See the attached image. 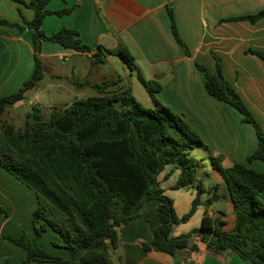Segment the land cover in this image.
Masks as SVG:
<instances>
[{"label": "crops", "instance_id": "1", "mask_svg": "<svg viewBox=\"0 0 264 264\" xmlns=\"http://www.w3.org/2000/svg\"><path fill=\"white\" fill-rule=\"evenodd\" d=\"M21 1L24 4L0 0V19L19 26H23V21H30L33 12L26 6L30 0ZM166 5L171 6L178 34L190 56L185 55L172 35ZM46 8L53 12L70 9L68 14L44 18L42 30L46 35L62 27L75 30L91 51L76 52L44 42L39 54L44 77L21 101L11 106L13 112L22 108L29 97H32L30 108L37 106L50 113L69 106L71 103L63 101L65 96L77 99L80 91L84 98L105 95L93 90L90 87L93 84L111 83L105 89L107 95L124 89L134 95L131 79L135 76L138 80L137 74L146 82L158 83L160 90L156 93L143 85L150 94L148 103H142L134 95L136 100L151 108L153 98L156 99L182 116L204 144L196 148L201 153L196 160V179L205 192L195 212L174 228L172 236L199 228L205 212L224 222L223 231H231L235 226V210L223 178L212 167V159L221 155L223 168L238 163L263 174L264 162H247L257 144L253 127L232 106L208 94L205 77L195 64L215 74L218 60L224 80L264 133V61L249 52L264 53V16L254 23L231 21L262 11L264 0H51ZM31 36L28 28L19 30L16 26L0 25V97L16 92L30 77L34 67ZM122 48L133 57L135 71H130L118 56ZM95 54L102 62H95ZM105 67L109 71H103ZM87 89L96 95L87 94ZM58 104L63 107L57 108ZM169 172L170 176L165 178ZM179 174V170L169 165L159 174L158 181L164 194L172 200L176 215L181 217L190 210L196 187L172 189ZM211 196L215 199L205 207L204 202ZM37 205L36 194L0 167V264L24 263V249L7 238L35 237L31 217ZM157 205L156 200L145 202L139 218L117 228L118 240L110 251L113 264H250L230 252L224 258L208 255L205 245L195 236L189 238L188 245L196 244V252L185 250L173 258L165 253L145 251L143 247L150 244L152 232L159 225ZM60 243L59 236L50 229L38 238L41 248L66 259L67 251L55 245Z\"/></svg>", "mask_w": 264, "mask_h": 264}, {"label": "trees", "instance_id": "2", "mask_svg": "<svg viewBox=\"0 0 264 264\" xmlns=\"http://www.w3.org/2000/svg\"><path fill=\"white\" fill-rule=\"evenodd\" d=\"M12 1L24 4L21 0ZM50 1L30 0L26 6L32 10L33 18L23 21V26L0 19V25L30 29L34 51L30 77L16 92L0 97V167L31 189L38 201L31 217L35 237L7 238L26 252L23 264H113L110 251L118 240L117 228L139 218L140 208L151 200L158 201L159 225L152 232L150 244L143 247L145 251L176 258L185 250L198 251L196 244L188 245L189 238L195 236L212 257L224 258L230 252L241 261L264 264V174L238 163L223 168L221 155L212 159L211 164L227 186L235 210L234 228L223 231L224 222L205 212L199 228L185 235L172 236L174 228L192 216L205 192L196 179L197 161L189 155L204 144L182 116L156 99L153 98V107L147 108L129 89L107 95L105 89L111 83L93 84L90 86L93 90L105 95L76 100L61 111L51 110L47 117L41 108L32 106L25 114L22 129L6 122L7 109L21 101L44 77L39 58L44 42L76 52L91 51L75 30L62 27L51 35L44 33L42 23L46 16L70 12V9L49 11L46 7ZM166 10L176 43L190 56L178 34L171 6L166 5ZM263 16L264 9L253 16L231 21L254 23ZM249 52L264 61L263 52ZM118 56L130 71L136 70L134 59L126 48L120 49ZM93 57L95 62H102L96 54ZM195 65L205 77L208 94L232 106L242 115L243 121L253 127L257 144L247 162H264V133L232 86L224 80L219 61L215 74ZM137 78L151 93L160 90L158 83L146 82L139 74ZM169 165L180 171L172 189L196 187L191 208L181 217L176 215L172 200L164 194L158 181L159 174ZM214 199L215 196H211L203 205L210 206ZM47 229L59 236L61 243L55 245L67 251L66 259L53 256L39 246L38 238Z\"/></svg>", "mask_w": 264, "mask_h": 264}, {"label": "rangeland", "instance_id": "3", "mask_svg": "<svg viewBox=\"0 0 264 264\" xmlns=\"http://www.w3.org/2000/svg\"><path fill=\"white\" fill-rule=\"evenodd\" d=\"M103 71H109V67L103 68ZM47 80H48V78L44 81L43 84H45ZM131 80H132L133 85H134V88H133L134 95H136V97L138 98V100L142 101V103H148L149 100H150V97H149L150 94L147 91V89H145V87L136 79L135 76H133ZM137 88H138V90H137ZM86 91H85V93H86ZM74 94H76V93H74ZM79 94L81 96H79V98H77V99H85L84 97H82L84 95V93H81V91H80L76 95H79ZM87 94L92 95V96L96 95L93 90H88V93ZM72 97H73L72 95L65 96V98H64L63 101H65L67 103H72L74 100H77V99L72 98ZM31 99H32V97H29L26 100H24V106L22 108H20L18 111H15V113L13 112L12 107L8 108V110H10V109L11 110L7 112L6 122L9 123L10 125H12L16 129H22L23 126H24L25 114H26L27 111H30V105H29V103L31 102ZM60 107H63V106H60L58 104L57 105V108H60ZM43 113H44V115L45 114L47 115L49 112L44 110ZM198 150L199 149H193L192 151H190V154H189L190 157L193 158V159H195V160L199 159L198 157H199V154H201V153Z\"/></svg>", "mask_w": 264, "mask_h": 264}]
</instances>
